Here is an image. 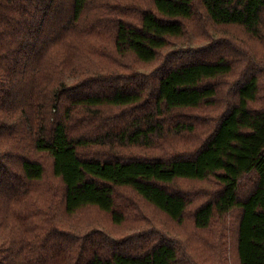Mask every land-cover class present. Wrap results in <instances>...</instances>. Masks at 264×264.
<instances>
[{"label": "trees", "instance_id": "16d2710c", "mask_svg": "<svg viewBox=\"0 0 264 264\" xmlns=\"http://www.w3.org/2000/svg\"><path fill=\"white\" fill-rule=\"evenodd\" d=\"M0 264H264V0H0Z\"/></svg>", "mask_w": 264, "mask_h": 264}, {"label": "rangeland", "instance_id": "374dc122", "mask_svg": "<svg viewBox=\"0 0 264 264\" xmlns=\"http://www.w3.org/2000/svg\"><path fill=\"white\" fill-rule=\"evenodd\" d=\"M221 35L227 36V29L222 30L220 33H216V38L220 37ZM173 44H175L178 47H186V46H200L205 43L204 40L195 37L192 33L189 34L188 37L184 39H174L171 40ZM170 47H168L166 50H168ZM165 50V51H166ZM150 70V69H149ZM81 71H85L88 73H100V72H106V68L101 66L97 62H92L88 59H82L81 61H78L71 73L68 75H78ZM141 72L146 73L147 69H140ZM202 184L198 183L194 187H200ZM144 215L146 218V221H152L153 224H155L158 228H161L162 230L170 233L171 236L175 237L176 240L185 241L187 238L192 235L191 234V228L189 224H185L183 226H175V224L169 222L164 216L160 215V213L154 211L152 208L145 207ZM80 220L82 223L84 222H91L94 225L102 226L104 230L110 232L109 228V220L106 216L103 214L97 212L96 210L90 208L87 210H84L82 214L80 215ZM139 227H122L119 229L129 231L130 229L137 230Z\"/></svg>", "mask_w": 264, "mask_h": 264}]
</instances>
